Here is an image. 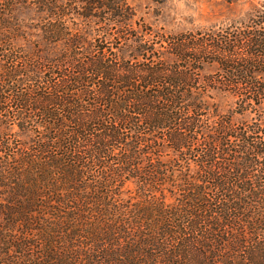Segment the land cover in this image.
<instances>
[{
    "label": "trees",
    "instance_id": "trees-1",
    "mask_svg": "<svg viewBox=\"0 0 264 264\" xmlns=\"http://www.w3.org/2000/svg\"><path fill=\"white\" fill-rule=\"evenodd\" d=\"M39 28L56 54L0 66V113L29 132L0 139V264H264V8L123 50ZM210 89L235 97L216 120ZM127 181L141 203L117 201Z\"/></svg>",
    "mask_w": 264,
    "mask_h": 264
},
{
    "label": "rangeland",
    "instance_id": "rangeland-1",
    "mask_svg": "<svg viewBox=\"0 0 264 264\" xmlns=\"http://www.w3.org/2000/svg\"><path fill=\"white\" fill-rule=\"evenodd\" d=\"M43 3L48 5L41 10ZM109 6H117L120 15L112 14L107 8ZM261 8H264V0H0V26L18 29L17 33H0V66L6 59L10 61L19 58L15 55L24 54L28 64H35L38 61L36 54H56L62 48L61 43L47 44L41 37L39 26L48 22L63 21L69 28V35L83 37V45H86V41L94 42V39H98L97 44L105 45L109 41L112 46L123 50L133 39L153 37L158 40L161 35L168 33L214 31L237 24L247 19L254 10ZM60 10L62 13L58 15ZM9 46L13 50L8 55ZM35 46H39V49ZM40 49L43 51H39ZM20 63L22 62L19 61ZM214 70L213 64H205L201 74ZM262 79L264 81V75ZM207 94L201 111L209 116V120H216L217 115L230 113L236 106L235 97L226 91L210 89ZM12 119L14 117L10 108L0 113V139L7 137L12 142L16 139L27 140L29 132H23L16 125L10 124ZM251 119H256L254 113H231V120L234 122L246 123L251 122ZM169 155V151L163 152L164 157ZM188 170L193 174L195 165L190 164V168L188 166L184 172L190 173ZM3 192L0 186V210ZM140 199L142 197L136 183L127 181L122 186L117 201L128 206L141 203ZM165 199L172 201L170 195ZM1 223L3 218L0 212Z\"/></svg>",
    "mask_w": 264,
    "mask_h": 264
}]
</instances>
